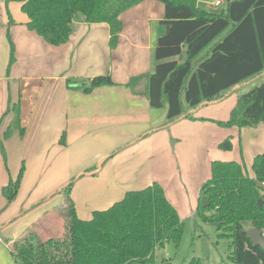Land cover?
Wrapping results in <instances>:
<instances>
[{
	"label": "crops",
	"instance_id": "crops-1",
	"mask_svg": "<svg viewBox=\"0 0 264 264\" xmlns=\"http://www.w3.org/2000/svg\"><path fill=\"white\" fill-rule=\"evenodd\" d=\"M8 3L2 23L15 41L16 60L3 81L0 77V229L16 225L6 240L9 247L22 231L35 229L41 235V221L55 225L66 204L62 188L71 182L81 219L153 182L163 186L182 219L194 215L216 159L241 162L254 176L253 160L264 153V122L229 128L217 121L230 118L242 94L238 90L264 80V73L191 110L193 118L173 122L166 105L155 108L140 89L127 86L132 76L155 70L156 45L166 30L162 1L144 0L123 12L124 27L112 50L107 22L78 17L71 39L57 46L27 27L19 2L0 0V6ZM3 51L6 64L9 50L5 46ZM103 74L112 76L113 85L85 90ZM16 104L24 131L5 138ZM229 136L232 149H221ZM22 168L18 195L8 203L2 187L17 179Z\"/></svg>",
	"mask_w": 264,
	"mask_h": 264
},
{
	"label": "trees",
	"instance_id": "trees-1",
	"mask_svg": "<svg viewBox=\"0 0 264 264\" xmlns=\"http://www.w3.org/2000/svg\"><path fill=\"white\" fill-rule=\"evenodd\" d=\"M14 1L22 5L27 27L57 46L71 39L78 17L88 23L107 22L112 50L124 27L121 14L144 0ZM157 1L165 5L161 24L166 30L156 45L155 70L132 76L127 86L140 89L155 108L166 105L170 122L193 118L191 110L264 73V0H225L226 7L219 12L203 8L200 0ZM9 22L15 23L11 17ZM7 34L9 73L16 56L9 30ZM113 83L110 74L97 75L85 90ZM237 100L230 118L217 121L221 126L244 128L264 122V81ZM14 106L15 117L5 138L17 129L24 131L21 107ZM219 147L231 150L232 136ZM252 167L254 176L241 162L216 159L211 177L202 184L197 213L216 223L218 235L231 241L228 264H264V250L254 246L247 234L252 226L264 234V153L255 156ZM23 169L2 187L8 203L18 195ZM72 186L73 182L61 191L66 198L60 209L66 235L44 239L35 229L28 230L10 246L15 264H161L157 252L168 242L180 244L185 221L158 182L128 191L111 207L94 211L90 219L79 218ZM202 196L208 198L209 207L201 202ZM190 264L200 260L194 258Z\"/></svg>",
	"mask_w": 264,
	"mask_h": 264
},
{
	"label": "rangeland",
	"instance_id": "rangeland-1",
	"mask_svg": "<svg viewBox=\"0 0 264 264\" xmlns=\"http://www.w3.org/2000/svg\"><path fill=\"white\" fill-rule=\"evenodd\" d=\"M14 1V0H10ZM212 0H201L200 5L209 10L219 12L226 7L224 3L222 6L210 5L209 2ZM10 3L3 6H0V33L3 39V42L0 40V77L8 75L7 70L10 62V52L11 45L10 40L8 39V25L2 23V20L8 17L10 8ZM13 9V6L11 7ZM10 34V33H9ZM10 38L12 35L10 34ZM15 45V41H14ZM7 47L8 59L5 62V56L3 55V47ZM3 81V80H2ZM263 79H256L255 81L249 82L246 86L238 90V93L247 92L249 89L255 87L256 85L262 84ZM251 168V167H250ZM252 174V168L250 169ZM250 173H248L250 175ZM55 201V199L53 200ZM59 199H56L57 203ZM200 204V203H199ZM38 205V204H37ZM34 209L38 206L32 205ZM199 207V206H198ZM198 207L195 209L194 215H189L182 218L185 221L183 238L180 244L177 246L174 242H168L164 251L159 250L158 253V262L161 264H190L192 259L200 260V264H228L229 256L232 253L231 241L226 237H221L218 235V225L214 222L206 221L202 218L201 215L197 213ZM27 209L23 210L26 211ZM60 214V213H59ZM55 219L56 223L52 222L50 225L41 223L44 225V228L40 229L42 231V238L46 239L50 236H60L64 237L66 235L65 224L66 222L63 219L62 213L58 215ZM15 221V220H14ZM15 224L12 223L11 226L0 229V264H15V259L11 254L10 247L6 244V240H9L12 236V230L15 228ZM47 225V226H46ZM46 226V227H45ZM47 230H46V229ZM18 230V229H17ZM45 230V233L43 231ZM23 233L20 232V235ZM23 235V234H22ZM21 235V236H22Z\"/></svg>",
	"mask_w": 264,
	"mask_h": 264
},
{
	"label": "water",
	"instance_id": "water-1",
	"mask_svg": "<svg viewBox=\"0 0 264 264\" xmlns=\"http://www.w3.org/2000/svg\"><path fill=\"white\" fill-rule=\"evenodd\" d=\"M201 202L205 207L210 206V202L206 196L201 197ZM263 201H259V207H262ZM247 234L249 239L253 242L254 246H261V248L264 250V234L255 226H252L247 230ZM164 249H162L163 251Z\"/></svg>",
	"mask_w": 264,
	"mask_h": 264
},
{
	"label": "built area",
	"instance_id": "built-area-1",
	"mask_svg": "<svg viewBox=\"0 0 264 264\" xmlns=\"http://www.w3.org/2000/svg\"><path fill=\"white\" fill-rule=\"evenodd\" d=\"M209 2V1H208ZM210 5H215V6H222L225 3V0H212L209 2Z\"/></svg>",
	"mask_w": 264,
	"mask_h": 264
}]
</instances>
